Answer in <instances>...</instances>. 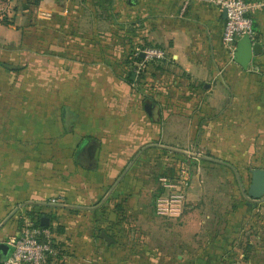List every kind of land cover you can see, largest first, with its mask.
Returning a JSON list of instances; mask_svg holds the SVG:
<instances>
[{"label": "crops", "instance_id": "1", "mask_svg": "<svg viewBox=\"0 0 264 264\" xmlns=\"http://www.w3.org/2000/svg\"><path fill=\"white\" fill-rule=\"evenodd\" d=\"M248 1L254 5L253 38L262 43V52L244 69L222 41L226 17L213 0H38L34 12L48 18V74L51 86L53 76L60 75L61 95L59 112L52 102L45 117L44 140L59 123L55 133L62 157L69 162L76 143L74 166L84 174L69 185L68 176L61 175V193L67 196L77 183L82 194L92 187L99 202L91 214L84 207L66 218L64 224L74 231L60 234L67 245L54 260L130 264L118 250L145 237H155L162 252L181 251L191 235L196 237L197 220L185 214L177 188L164 185V178L178 181L177 163L186 161L192 172L191 198L197 181H208L207 175L201 179L204 170L238 164L243 171L244 164L264 157V0ZM0 3L9 5L7 18L13 22L0 21V40L15 45L24 37L19 24L27 0ZM134 45L167 52L184 79L172 91L187 93V100L179 95L170 104L159 95L142 101L133 95L117 61ZM157 89L160 93L162 87ZM108 95L111 100H105ZM29 150L36 157L37 149ZM23 158L29 161L0 172V241L19 233V217H29L30 211L40 219L49 216L51 224L52 215L74 208L47 202L53 195L47 156L43 163ZM62 168L68 171L69 164ZM92 224L99 231H87ZM102 230L114 242L108 243ZM181 231L188 239L182 240Z\"/></svg>", "mask_w": 264, "mask_h": 264}, {"label": "rangeland", "instance_id": "2", "mask_svg": "<svg viewBox=\"0 0 264 264\" xmlns=\"http://www.w3.org/2000/svg\"><path fill=\"white\" fill-rule=\"evenodd\" d=\"M23 4L25 20L20 21L19 25L24 30V37L15 45L0 40V172L2 174L3 167L10 170L9 166L12 164H23L27 159L29 161V158L23 157L43 163L47 156L53 169V195L47 198V202L59 206H74L61 210L60 215H52L54 221L50 224L55 240L65 247L67 242L59 240L60 234L64 231H74L64 224L66 218L80 212L84 207H87L85 210L91 214L92 208L99 202L93 195L92 187L86 188L82 194L77 183L74 188L68 190L67 196L61 193V175L68 176L69 185L77 179L83 180L84 174L77 171V165L74 166L76 143L71 154L69 153V162L62 157L60 136L55 133L60 131L59 123L52 125L54 134H48L47 141L44 140V132L48 130L44 121L50 114L51 103H55L53 106L58 112L60 109V75L53 76L51 86V75L48 74L50 61L45 57V26L48 18L44 14L34 12V0H27V3ZM20 5L22 6V3ZM55 19L60 20V14H57ZM140 51L137 45H134L122 60L117 61L123 67L122 78L130 84L133 95L141 101L154 99L159 95L170 104L177 102L179 95L187 100V93L172 91L175 89L172 85L184 81L181 80L183 76L178 75L179 69L171 63L172 58L167 54L164 59L143 61L142 56L137 55ZM230 55L232 57L231 53ZM157 87H162L160 93ZM110 98L108 95L105 100H111ZM32 147L37 149L36 157H33L29 150ZM66 163L69 164L68 171L62 168ZM261 166H264V157L249 166L244 164L243 171L239 170L242 166L238 164L232 168L227 165L214 166L215 169L203 171L201 179H205L207 175L208 181H197L191 198L187 192L193 180H190L184 191L180 189L181 197L184 198L182 207H185V214L189 212L193 214L192 218L197 220L196 237L191 235L190 242L186 240L181 251L162 252L155 237H140L143 240L124 244V250L119 249L118 253L128 256L130 264H264V196L257 199L249 194L251 172L255 168H263ZM169 170L171 175L175 173L172 168ZM195 176H198V173H195ZM79 195L86 197L87 202L83 203V197L79 198ZM146 196L151 195L148 192ZM30 213L35 214L32 211ZM19 218L20 226L23 227L26 217ZM27 218L34 217L30 215ZM87 231L99 230L92 224ZM181 234L182 240L188 239L187 236L183 237V234L188 235L186 232L181 231ZM97 236L94 233L93 239ZM178 255L184 256L181 258ZM67 260L53 259L55 264H67Z\"/></svg>", "mask_w": 264, "mask_h": 264}, {"label": "built area", "instance_id": "3", "mask_svg": "<svg viewBox=\"0 0 264 264\" xmlns=\"http://www.w3.org/2000/svg\"><path fill=\"white\" fill-rule=\"evenodd\" d=\"M221 9H226L227 17L223 29L222 41L229 52L234 56L237 41L244 35L255 36L254 19L252 10L254 5L248 0H213ZM10 12L8 4L0 3V21L8 17ZM143 54V55H142ZM137 55L143 61L164 59L167 52L159 47H146ZM179 177L177 182L164 178V185L177 188L182 199L180 189L185 190L192 178L186 161L177 163ZM55 202V200L53 201ZM24 226L17 234L10 235L5 242L11 245L12 250L8 257L0 261L1 264H50L51 257L60 255V248L53 241V234L49 227L38 224L35 218H25Z\"/></svg>", "mask_w": 264, "mask_h": 264}, {"label": "water", "instance_id": "4", "mask_svg": "<svg viewBox=\"0 0 264 264\" xmlns=\"http://www.w3.org/2000/svg\"><path fill=\"white\" fill-rule=\"evenodd\" d=\"M225 17H227V11L224 9ZM262 52V43L255 41V39L246 34L237 41L236 49L234 53L235 61L241 65L244 69H248L250 63L255 55H259ZM143 55V54H142ZM251 185L249 194L253 198H260L264 196V168H255L252 170ZM41 225L49 226L50 217L43 215L41 217ZM101 236L108 241V243L114 242V239L102 230ZM12 247L5 241H0V261L8 257L11 253Z\"/></svg>", "mask_w": 264, "mask_h": 264}, {"label": "trees", "instance_id": "5", "mask_svg": "<svg viewBox=\"0 0 264 264\" xmlns=\"http://www.w3.org/2000/svg\"><path fill=\"white\" fill-rule=\"evenodd\" d=\"M34 3L37 5L38 0H34ZM2 21L5 22V23H9V22H10V21L8 20L7 17H6L5 19H3ZM29 214L32 215L35 219H37V220H38V224L41 225V220H40V218H39L37 215L34 216L35 214H33V213H29ZM47 227L50 228V226H47ZM53 241H54V243L56 244V246H57L58 248H61V247H60V243L57 242V240H55V238H53ZM59 256H60V255H58V257H59ZM53 259H55V258H54V257H51L50 260H49V263H50L51 261H53Z\"/></svg>", "mask_w": 264, "mask_h": 264}]
</instances>
